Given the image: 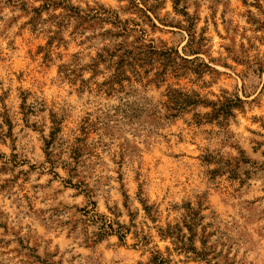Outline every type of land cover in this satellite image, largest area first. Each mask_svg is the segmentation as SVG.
Wrapping results in <instances>:
<instances>
[{
    "label": "rangeland",
    "instance_id": "rangeland-1",
    "mask_svg": "<svg viewBox=\"0 0 264 264\" xmlns=\"http://www.w3.org/2000/svg\"><path fill=\"white\" fill-rule=\"evenodd\" d=\"M0 264H264V0H0Z\"/></svg>",
    "mask_w": 264,
    "mask_h": 264
},
{
    "label": "trees",
    "instance_id": "trees-1",
    "mask_svg": "<svg viewBox=\"0 0 264 264\" xmlns=\"http://www.w3.org/2000/svg\"><path fill=\"white\" fill-rule=\"evenodd\" d=\"M172 91H170V95H169V100L174 104V106L171 108L173 110H176L177 112L184 110V108L188 107L189 105H196L198 103V99L193 98L190 95L187 94H183L181 92H177V93H172ZM240 101V99H238ZM236 105H238L237 102H228V103H223L218 109L216 108V110H214L215 112L213 113V116H219L220 112L224 113V116H228L230 114V112H232V109L234 107H236ZM60 128L57 126H53L52 127V131H51V140L54 139V136L57 132H59ZM50 144V141L47 143V145ZM94 204V203H93ZM147 208V207H146ZM86 213L88 214V212L86 211ZM92 221L93 222H97L99 225L97 227L98 231L97 233H95L96 235V239L100 240L104 237H106L107 235L112 234L113 232H116V234H118V236L121 239H124V237L126 236V234H124V232L120 231V228L122 227L121 225L118 224V228L114 227V224H116L113 220L111 219H107L105 216H100L98 214H94L92 215ZM192 225H190L189 228Z\"/></svg>",
    "mask_w": 264,
    "mask_h": 264
}]
</instances>
